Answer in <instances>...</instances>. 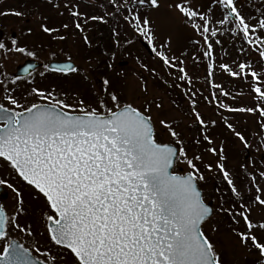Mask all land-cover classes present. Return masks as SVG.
<instances>
[{
	"label": "rangeland",
	"instance_id": "1",
	"mask_svg": "<svg viewBox=\"0 0 264 264\" xmlns=\"http://www.w3.org/2000/svg\"><path fill=\"white\" fill-rule=\"evenodd\" d=\"M48 1L52 4L36 0L28 6L31 14L27 11L15 15L19 8L16 0H0V43L4 45L0 49V104L13 110L5 99L11 96L22 105L15 111H23L33 104L52 106L57 101L69 106L60 109L57 105L58 109L71 114H83L81 109H84L87 112L95 110L104 116L125 106L137 109L150 117L155 141L171 144L177 149L173 173H192L187 164L192 160L199 175L203 176L196 183L203 202H212L213 215L202 223L201 231L214 246L221 264H264V257L251 241L244 245L239 240V235L247 232L239 215L244 213L255 226L253 234L264 243V229L259 228L264 224V205L257 201L258 196L264 199V115L260 114V109L256 108L257 113L252 110V106L262 99L254 91H248L249 80L244 81V75L233 78L228 85L229 72L221 68L225 65L239 73L241 63L248 65L246 72L262 67L258 84L264 86V58L259 55L264 45L256 43L258 39L264 40V29H260L258 23L264 19V0H235L237 10L246 22L257 29L250 33L251 45L235 28V23H218L227 15L218 0H186L185 6L207 16L210 32L217 31L215 37L208 35V43L212 45L210 57L204 56L207 44L204 37L192 29V21L185 23L186 18L171 7L178 0H158V8H152L147 0L144 4L139 0ZM75 12L74 16L72 13ZM133 16L150 21L151 43L147 36H141L136 30ZM108 18L117 23L116 40L121 44L120 48L134 55L120 58L117 53L118 57L113 61L101 51L85 53L89 44L97 43L90 24L96 19ZM195 22L203 24L198 18ZM45 26L54 30L46 32ZM17 48L24 51H16ZM158 52L168 56L175 66L184 57L183 74L197 82L193 89L194 108L188 99H184L187 112L179 111L156 83V78L167 75V69L171 68L160 60ZM196 54L202 60L200 67L195 64L198 61L194 58ZM27 59H35L42 66L27 77L14 78L16 68ZM51 61H72L76 71H50L47 65ZM248 77L252 78L251 75ZM229 88L231 97H223ZM36 91L43 92L48 100L36 95ZM198 91L203 93L201 98H198ZM229 108L245 111H228ZM160 121H165L169 127ZM203 128L205 131H201ZM172 131L177 133L175 137L171 135ZM198 133L205 144L195 141ZM174 141L183 142L180 144L185 153L183 157ZM220 164L229 173L237 194H233L224 180L218 167ZM12 172L0 160V178L12 181L3 180L6 183L0 184L7 190L2 207L9 218L7 239L0 241L2 249L10 239H16L45 264H77L69 250L51 240L47 216L54 213L45 199L25 184L18 198L13 191L16 179L12 178ZM18 199L22 202L18 203ZM12 217L19 228L13 226Z\"/></svg>",
	"mask_w": 264,
	"mask_h": 264
},
{
	"label": "snow or ice",
	"instance_id": "2",
	"mask_svg": "<svg viewBox=\"0 0 264 264\" xmlns=\"http://www.w3.org/2000/svg\"><path fill=\"white\" fill-rule=\"evenodd\" d=\"M147 2L152 8L159 7L158 0ZM139 3L144 4L145 0ZM218 3L227 11L218 23H235V28L251 45L250 33L257 29L246 22L235 0H218ZM185 5L186 0H178L171 7L186 18L185 23L192 21V29L203 36L207 44L204 56L210 57L212 45L208 43V35L215 37L217 31L210 32V20L206 15ZM197 18L203 21L202 25L195 22ZM132 19L139 34L147 36L151 43L150 21L136 16ZM258 23L259 28L264 29V19ZM256 43L264 45V40L258 39ZM2 48L4 45L0 43ZM15 50L24 51L22 48ZM152 50L156 52L155 47ZM157 55L165 65L173 66L168 56L159 52ZM259 55L264 58V50H259ZM247 67L239 64L240 72L237 73L221 65L234 77L250 74L259 83L257 73H246ZM51 71L67 73L76 69L68 64L53 67ZM179 71L185 72L184 68ZM183 78H187L186 74ZM253 91L264 100L260 87ZM35 94L48 100L43 92ZM5 99L13 110L0 104V121L4 124L0 128V158L45 199L54 213L47 216L51 240L69 250L77 264H221L214 246L200 230L201 222L210 212L201 202L195 184L203 176L199 175L192 160L187 161L193 170L189 175L169 174L176 151L155 141L150 117L131 106L109 112L106 117L95 110L87 112L84 109H81L82 116H71L56 110L57 105L60 109L69 107L59 101L51 108L33 104L23 111H15L22 105L11 96ZM112 99L116 101L117 98L113 96ZM228 111L243 112L245 109L229 108ZM260 114L264 115V111ZM197 119L200 120L199 115ZM160 123L169 127L165 121ZM171 135L175 137L177 133L172 131ZM180 155H185L183 149ZM218 167L233 194H237L229 173L222 164ZM5 183L0 180V184ZM13 191L19 198L20 193L16 189ZM257 201L264 205V199L259 196ZM21 202L18 199V203ZM239 215L247 226V232L239 235L240 243L247 245L251 241L264 257V243L252 232L255 226L247 215ZM8 223L9 218L0 207V241L7 239ZM12 223L20 227L15 217ZM259 228L264 229V224ZM28 257L27 250L12 243L2 249L0 264H32Z\"/></svg>",
	"mask_w": 264,
	"mask_h": 264
},
{
	"label": "trees",
	"instance_id": "3",
	"mask_svg": "<svg viewBox=\"0 0 264 264\" xmlns=\"http://www.w3.org/2000/svg\"><path fill=\"white\" fill-rule=\"evenodd\" d=\"M34 1L36 0H16V2L19 5V8H16V12H18L19 14L25 12L27 13L28 11V6L31 5V3H35ZM43 2V0H41ZM45 2H49L50 4L51 1L45 0ZM35 6V5H33ZM46 6V5H45ZM36 7V6H35ZM29 14L30 11H28ZM76 13V12H75ZM45 28L49 29V32H52L54 29L45 26ZM44 28V29H45ZM90 29L94 31V33L96 34V40L97 43L94 44H89L87 46V50H86V54L89 55V53H92V51H98V52H103L106 54V57L110 58L111 60L113 59V61L115 60V58L118 57V54H120V58L124 57V56H131L134 55L133 53H131L130 51L126 50H122L121 44L118 43V41L116 40L117 37V33H118V29H117V23L112 19V18H108V19H96L94 20L91 24H90ZM85 30V29H84ZM92 31V32H93ZM104 56V55H103ZM112 56V58H111ZM196 58L198 61L195 62V64L200 67L202 65V60L199 59V57L196 56L194 57ZM184 57H181L179 59L180 61H184ZM182 65H184V63H177L176 66L173 64V66L171 68L167 69V72L161 76H159L158 78H156V83L159 84L160 87H162L168 95L171 98L172 103L174 104L175 107L178 108L179 111L181 112H187V107L184 105V99H188L189 102L191 104L195 103L196 104V96L193 94L194 91L193 89L196 88L197 82L196 81H191L188 78H183L185 75L183 73H181L179 71L180 68H182ZM246 71V70H245ZM262 71V67L257 68V70H253V72L257 73V76L259 75V73H261ZM233 72H236L235 70H233ZM246 73H251L250 71L246 72ZM230 79H228V85H230V81L235 78L234 76L230 75ZM250 74H245L244 75V81L249 80V92L253 93V89L255 87H260L262 91H264V86L260 85L257 83V81H252ZM237 77V76H236ZM234 81V80H232ZM251 84V85H250ZM229 90H231L230 88L227 89L226 92H224L223 97L225 96H230L231 94L229 93ZM199 94L198 98H201L203 96V93L201 91L197 92ZM258 97V96H257ZM262 102V103H260ZM260 102L258 104H255L252 106L253 113H257L258 110L260 109L261 111H264V101L260 100ZM195 104H193V108L195 106ZM255 106V107H254ZM262 119H260L261 121ZM201 131H205V129H201ZM198 139H195L196 142H202L203 144H205L204 140H201L202 136L198 133L197 134ZM183 141V140H182ZM180 142V144H182L183 142ZM176 147L179 150V154L181 151V145L178 144L177 142L179 141H174ZM183 157V156H181ZM221 205V203H220ZM221 210V209H219ZM227 212V211H226ZM2 251V246H0V252Z\"/></svg>",
	"mask_w": 264,
	"mask_h": 264
},
{
	"label": "water",
	"instance_id": "4",
	"mask_svg": "<svg viewBox=\"0 0 264 264\" xmlns=\"http://www.w3.org/2000/svg\"><path fill=\"white\" fill-rule=\"evenodd\" d=\"M15 35L14 34H12V37H14ZM68 64H71L72 65V67H74L75 68V64L72 62V61H51L48 65H47V68L51 71V68H53V67H64V66H66V65H68ZM42 66V64L39 62V61H37V60H35V59H27V60H25L22 64H20L17 68H16V71H15V73L13 74V77L14 78H18V77H20V78H24V77H27V76H29L32 72H34L35 70H37L38 68H40ZM25 69H27V71H25ZM62 73V72H61ZM67 73H69V72H67ZM38 106H40L41 108H51L52 106L51 105H46V104H40V105H38ZM125 107H127V106H125ZM124 107H122L121 109H119V110H117V111H121L122 109H123ZM57 111H59V112H64V111H62V110H60V109H56ZM117 111H115V112H117ZM69 115H71V116H82L83 114H71V113H68ZM105 117L107 116V115H104ZM0 123L1 124H3V122L2 121H0ZM151 123V122H150ZM152 125V124H151ZM2 127H4V126H2ZM1 126H0V128H2ZM152 128H153V126H152ZM161 145H167V146H169V147H172L175 151H176V156H174L173 157V164H172V167L171 168H169L168 169V172H169V174L170 175H175V176H180V177H184V176H187V175H189V174H184V175H181V174H178V173H173V168H174V165H175V161H176V158H177V155H178V151H177V149L173 146V145H171V144H161ZM195 184H196V189H197V191L200 193V198H201V202L203 203V205L205 206V207H207L209 210H210V212H209V215L201 222V224H200V230H201V225H202V223H204L206 220H208L212 215H213V207H212V202L211 201H209V202H207V203H204L203 202V200H202V192L200 191V189L198 188V186H197V183H196V181H195ZM7 197V194H6V192H5V190H4V188H1L0 187V199H5ZM0 207H1V205H0ZM5 211V210H4ZM5 215L7 216V213H6V211H5ZM49 227H50V224H49V222H48V229H49ZM49 232V231H48ZM49 235H50V233H49ZM51 237V236H50ZM12 243H14V244H17V245H20L21 246V250H27V252H28V254H29V259H30V261L32 262V264H45L44 262H42V261H40V260H38L37 258H35L32 254H31V252L28 250V249H26V248H24L20 243H19V241L18 240H16V239H11L10 241H9V244H12ZM8 244V245H9ZM61 247V246H60ZM0 254H2V253H0Z\"/></svg>",
	"mask_w": 264,
	"mask_h": 264
},
{
	"label": "flooded vegetation",
	"instance_id": "5",
	"mask_svg": "<svg viewBox=\"0 0 264 264\" xmlns=\"http://www.w3.org/2000/svg\"><path fill=\"white\" fill-rule=\"evenodd\" d=\"M0 126L2 127V126H4V124H1L0 123ZM0 160H2L6 165H7V167H8V169H12L11 167H10V165L8 164V162L7 161H4L2 158H0ZM13 170V169H12ZM14 171V170H13ZM12 178H15L16 180V182L13 184L14 185V187L16 188V190L21 194V188H23L24 186H23V184H25L26 186H28V187H30L32 190H34L36 193H38L34 188H32V186H30V185H28L25 181H23V179H21L19 176H18V174L14 171V173L12 172ZM0 179H2V180H8L9 182H12V181H10V179L9 178H0ZM14 180V179H13ZM0 187L1 188H4V190H5V192H6V194H7V190H6V188L4 187V185L2 186V185H0ZM39 194V193H38ZM5 199H7V198H5ZM3 201H5L4 199H0V205H1V207H2V203H3ZM3 208V207H2ZM4 209V208H3ZM5 210V209H4Z\"/></svg>",
	"mask_w": 264,
	"mask_h": 264
}]
</instances>
